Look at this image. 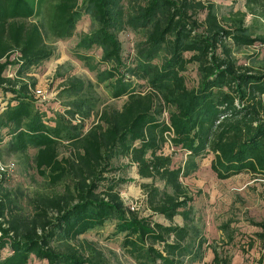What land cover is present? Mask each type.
Returning <instances> with one entry per match:
<instances>
[{"label": "trees", "instance_id": "trees-1", "mask_svg": "<svg viewBox=\"0 0 264 264\" xmlns=\"http://www.w3.org/2000/svg\"><path fill=\"white\" fill-rule=\"evenodd\" d=\"M84 17L90 27L73 55L96 82L62 77L63 108L48 115L35 79L25 77L54 54L47 41L71 38ZM123 30L137 37L130 58ZM92 48L100 50L96 64ZM263 49L264 0L225 10L212 0H0V153L30 160L45 185L22 199L0 177V264H112L83 238L107 224L136 264L194 263L206 247L209 264H231L192 224L182 178L211 156L220 180L264 179ZM98 84L124 99L119 108L103 105ZM177 152L185 153L183 165ZM132 182L146 215L120 194ZM252 225L242 250L256 247L255 262L264 264V220ZM233 241L227 233L225 243Z\"/></svg>", "mask_w": 264, "mask_h": 264}, {"label": "rangeland", "instance_id": "rangeland-1", "mask_svg": "<svg viewBox=\"0 0 264 264\" xmlns=\"http://www.w3.org/2000/svg\"><path fill=\"white\" fill-rule=\"evenodd\" d=\"M220 4L222 10L234 6L242 8V0H212ZM249 21V17L247 18ZM90 27V20L87 17L80 19L75 34L68 39H50L48 44L54 50V54L47 60L42 61L37 67L32 69L28 77L35 79V90H40V101L48 115L55 111H61L63 102L58 97L60 84L67 75L78 76L84 80L96 82L95 71H91L86 65L73 55L75 43L80 33L87 32ZM122 42L123 55L130 58L133 55V47L137 37L129 30H123L119 34ZM256 48H247L242 51L241 56L256 52ZM92 57L93 64H96L100 57V50L92 48L87 52ZM240 57V56H239ZM260 57H264V49L261 50ZM102 67V65H101ZM15 69L9 68L7 74L13 76ZM63 77V78H62ZM188 84L192 83L193 75L187 76ZM28 81V80H26ZM96 93L103 102V105H112L119 108L122 99H112L106 92L103 84L96 86ZM93 119L87 120L90 124ZM62 152L64 148H61ZM169 149V148H168ZM0 160L4 163L13 162L16 166L14 176L8 178L5 186L15 191L17 195H22V199L31 196L36 190L44 189L42 177L36 172L31 161L27 163L24 158L16 155L0 153ZM32 156L33 151H29ZM185 153L177 152L174 160L180 165L185 162ZM211 156L197 160V170L189 176L182 178V182L189 189L192 197L190 203V218L192 224L197 227L207 239L208 243H214L220 251H227L231 256V264H256L258 249L253 247L243 251L250 236L257 230L252 225L253 221L264 220V179L253 177L250 174L242 173L225 180L218 179L210 170L209 162ZM131 169H127L124 175L133 176ZM124 202L141 214L149 212L146 209L144 196L137 185V182L126 183L121 186L120 192ZM153 219L165 223L166 221L154 216ZM174 223L182 224V218L176 217ZM227 227V230L224 231ZM111 225L107 224L102 229L92 230L85 234L83 238L93 241L107 256L112 264H136L134 260L120 246V239L111 238ZM227 233L233 234L234 243L227 245ZM210 248H204L201 260L184 264H209L212 259ZM31 264L38 263L33 260Z\"/></svg>", "mask_w": 264, "mask_h": 264}, {"label": "built area", "instance_id": "built-area-1", "mask_svg": "<svg viewBox=\"0 0 264 264\" xmlns=\"http://www.w3.org/2000/svg\"><path fill=\"white\" fill-rule=\"evenodd\" d=\"M40 90H35L36 96L40 95ZM16 173V166L13 162L4 163L0 160V177H5L6 179L14 176Z\"/></svg>", "mask_w": 264, "mask_h": 264}]
</instances>
